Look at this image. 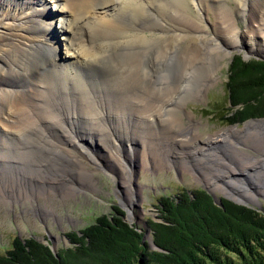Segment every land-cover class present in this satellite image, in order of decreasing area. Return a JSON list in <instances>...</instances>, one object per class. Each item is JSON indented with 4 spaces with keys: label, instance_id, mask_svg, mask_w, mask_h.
Listing matches in <instances>:
<instances>
[{
    "label": "bare ground",
    "instance_id": "bare-ground-1",
    "mask_svg": "<svg viewBox=\"0 0 264 264\" xmlns=\"http://www.w3.org/2000/svg\"><path fill=\"white\" fill-rule=\"evenodd\" d=\"M45 1L0 0V138L5 141L0 150L3 145L4 150L15 145L13 140L18 137L22 143L25 138L45 137L48 131L52 134L51 124L60 128V138L73 137V145L79 137L84 143L83 135L88 132L89 144L96 143L94 137L106 135L136 137L143 120L155 112L145 108L149 103L179 104L184 89L195 91L191 99H197L212 84L217 62L246 47V34L257 47L255 52L251 48L247 52L264 56V0H55L59 5L53 9L47 5L39 8ZM237 13L244 15L246 34L234 19ZM55 16L59 29L52 28ZM54 30L62 35L63 47L60 38L55 41L59 33ZM67 36L70 45H78L73 53ZM89 90L92 94L88 95ZM133 113L138 114L134 127L130 123ZM119 114L115 126L114 117ZM244 134L264 141V120H250L242 129L226 128L209 136L206 146L233 148V140ZM221 156L208 153L200 157L222 166ZM14 158L0 153L1 160L13 162ZM243 170L227 168L221 190L250 201L252 197L234 182L236 172ZM5 186L3 190L9 184ZM130 202H126L128 208Z\"/></svg>",
    "mask_w": 264,
    "mask_h": 264
},
{
    "label": "rangeland",
    "instance_id": "rangeland-1",
    "mask_svg": "<svg viewBox=\"0 0 264 264\" xmlns=\"http://www.w3.org/2000/svg\"><path fill=\"white\" fill-rule=\"evenodd\" d=\"M46 5L49 9H53L54 6L59 5V1L46 0L39 8H44ZM207 19L205 18V22L210 24ZM234 19L239 30L246 34L247 22L244 15L234 14ZM53 27L59 29V19L56 16ZM55 32L59 33L58 30H54V34ZM61 36L60 33L56 34L55 41H59ZM246 37V47L233 50L229 56L217 62V71L212 76V84L204 89L197 99H191L195 91L184 89L179 104L172 102L173 104L163 107L164 103L159 106L149 103L145 108L155 112L148 116L150 119L143 120L145 122L140 130L141 133L136 137L118 139V136L106 135L107 137H94L96 143H99L89 144L90 142L86 141L91 133L87 131V136L83 135L86 141L80 142L79 137L73 145L74 142L71 144L73 137L60 138L57 135L60 133V128L51 124L52 134L48 131L44 133L45 137L39 135L31 139L25 138L22 143L18 137L13 140L15 145L5 150L3 145L0 153L15 155L16 158L13 162L0 159V184H2L0 185V253L9 249L13 238L18 236L22 240L35 238L48 246L52 254L57 255L58 250L70 246L65 236L67 231L83 228L93 223L97 216H110L113 208H119L124 213L122 219L128 225L137 226L139 231L143 232L142 242L146 244L147 255L154 250L160 251V248L153 244L152 231L147 222L149 219L162 222L160 197L175 199L182 189L204 190L215 205L221 202L219 207L223 206L222 200H225L236 205L248 206L264 215V141L252 134H244L233 140L235 146L233 148L225 145L217 147V144L206 146L209 136H215L226 128L236 126L242 129L250 120H264V117H255L235 124L225 123L226 119L222 120L225 116L222 114L227 109L232 115L237 108L242 107V103L231 105L228 98L227 85L232 82L229 75L232 71L230 67L233 65L234 70L238 62L237 57L242 63H248L252 59L264 60L263 55L254 53L257 47L254 40H250L251 35L246 34ZM60 44L64 46L62 39ZM67 44L70 53L78 47L77 43L69 44L68 36ZM250 48L254 52L248 53ZM68 61L65 60L64 64ZM249 70L248 68L246 72L248 73ZM169 79L172 80V77L169 76ZM91 82L97 86V83ZM89 94H92L90 90ZM105 95L108 96L107 93ZM108 97L112 102L115 100L111 94ZM254 102L250 99L251 105H254ZM87 103L91 104V108L93 106L95 108V104L90 101ZM158 107L160 109L156 110ZM112 110H116L115 105H112ZM119 116L120 114L114 117L115 126L119 125ZM133 117L130 120L132 127L138 122V114L133 113ZM258 125L260 124L252 127ZM102 129L106 131L104 127ZM2 131L0 126V137ZM4 136L8 138L5 133ZM4 142L0 138V143ZM256 142L262 147L255 145ZM131 146H133L132 151L129 148ZM208 153L222 155L223 165L201 158ZM226 167L245 169L242 173L236 172L234 182L237 189L247 192L252 197L250 201L238 200L222 192L223 181L226 180ZM39 170L42 173L37 174ZM14 171L18 172L13 173ZM7 184L9 187L3 190ZM53 187L56 189L53 190ZM21 192L26 196H22ZM130 201L132 204L128 205V208L126 202L131 203ZM188 215L193 216L192 213ZM46 240L50 245L46 244ZM147 255L146 261H148Z\"/></svg>",
    "mask_w": 264,
    "mask_h": 264
},
{
    "label": "trees",
    "instance_id": "trees-1",
    "mask_svg": "<svg viewBox=\"0 0 264 264\" xmlns=\"http://www.w3.org/2000/svg\"><path fill=\"white\" fill-rule=\"evenodd\" d=\"M237 60L238 66L230 67L228 98L231 105L242 107L232 115L228 109L222 114V120L232 124L264 117V60ZM177 194L175 199L160 197L162 222H147L160 251L147 255L143 232L113 208L110 216H97L93 223L67 231L70 246L57 255L35 238L15 236L11 247L0 253V264H264V215L225 200L219 207L201 189Z\"/></svg>",
    "mask_w": 264,
    "mask_h": 264
},
{
    "label": "water",
    "instance_id": "water-1",
    "mask_svg": "<svg viewBox=\"0 0 264 264\" xmlns=\"http://www.w3.org/2000/svg\"><path fill=\"white\" fill-rule=\"evenodd\" d=\"M208 191H209V190H208ZM209 192H210V191H209ZM215 202H216V201H215ZM217 204H218V205H221V202L219 201V202H217ZM48 240H49V239H48ZM48 240H46V244H47V245H50L49 242H48Z\"/></svg>",
    "mask_w": 264,
    "mask_h": 264
}]
</instances>
